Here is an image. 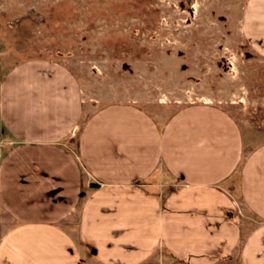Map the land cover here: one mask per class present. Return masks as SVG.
<instances>
[{"label":"crops","instance_id":"0c3cea01","mask_svg":"<svg viewBox=\"0 0 264 264\" xmlns=\"http://www.w3.org/2000/svg\"><path fill=\"white\" fill-rule=\"evenodd\" d=\"M242 11L241 33L260 37L264 57V0ZM43 63L0 66V211L13 222L3 264H149L157 252L174 264H264V143L239 168L242 131L221 107L163 116L89 99L86 110L80 86L79 102L52 92ZM28 188L32 199H20Z\"/></svg>","mask_w":264,"mask_h":264},{"label":"rangeland","instance_id":"374dc122","mask_svg":"<svg viewBox=\"0 0 264 264\" xmlns=\"http://www.w3.org/2000/svg\"><path fill=\"white\" fill-rule=\"evenodd\" d=\"M248 1L0 0V66L44 60L40 70L53 76L52 92L77 98L80 86L86 110L89 99L134 100L163 116L174 105L212 103L242 131L241 168L249 151L264 143V57L258 54L262 47L254 46L260 37H244L240 30ZM76 100L67 106L77 109ZM38 179L40 188L53 191L52 178ZM34 192L28 188L19 198L32 199ZM55 198L48 201L57 207ZM12 224L0 211V238ZM158 256L175 262L157 252L149 264L158 263Z\"/></svg>","mask_w":264,"mask_h":264},{"label":"water","instance_id":"95a60500","mask_svg":"<svg viewBox=\"0 0 264 264\" xmlns=\"http://www.w3.org/2000/svg\"><path fill=\"white\" fill-rule=\"evenodd\" d=\"M85 37H83V39H84ZM60 55V54H59ZM67 55H70V53H67Z\"/></svg>","mask_w":264,"mask_h":264},{"label":"built area","instance_id":"2783aa9c","mask_svg":"<svg viewBox=\"0 0 264 264\" xmlns=\"http://www.w3.org/2000/svg\"><path fill=\"white\" fill-rule=\"evenodd\" d=\"M0 146H1V141H0Z\"/></svg>","mask_w":264,"mask_h":264}]
</instances>
